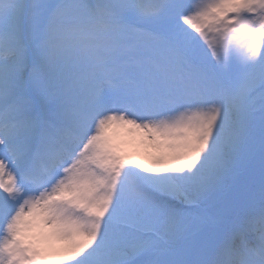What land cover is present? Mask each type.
<instances>
[{
	"label": "snow or ice",
	"instance_id": "1",
	"mask_svg": "<svg viewBox=\"0 0 264 264\" xmlns=\"http://www.w3.org/2000/svg\"><path fill=\"white\" fill-rule=\"evenodd\" d=\"M0 264H264V0H0Z\"/></svg>",
	"mask_w": 264,
	"mask_h": 264
},
{
	"label": "rangeland",
	"instance_id": "2",
	"mask_svg": "<svg viewBox=\"0 0 264 264\" xmlns=\"http://www.w3.org/2000/svg\"><path fill=\"white\" fill-rule=\"evenodd\" d=\"M141 162H143V163H147V162L145 161V158H143V159L141 160Z\"/></svg>",
	"mask_w": 264,
	"mask_h": 264
},
{
	"label": "bare ground",
	"instance_id": "3",
	"mask_svg": "<svg viewBox=\"0 0 264 264\" xmlns=\"http://www.w3.org/2000/svg\"><path fill=\"white\" fill-rule=\"evenodd\" d=\"M145 161L147 162V159L145 158Z\"/></svg>",
	"mask_w": 264,
	"mask_h": 264
}]
</instances>
